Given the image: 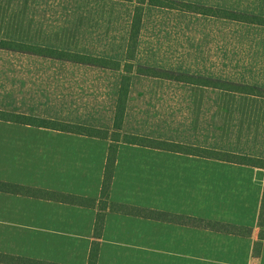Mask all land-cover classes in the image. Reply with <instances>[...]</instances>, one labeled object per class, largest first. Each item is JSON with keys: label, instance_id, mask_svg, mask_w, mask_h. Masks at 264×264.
Returning <instances> with one entry per match:
<instances>
[{"label": "crops", "instance_id": "0c3cea01", "mask_svg": "<svg viewBox=\"0 0 264 264\" xmlns=\"http://www.w3.org/2000/svg\"><path fill=\"white\" fill-rule=\"evenodd\" d=\"M147 6L152 5H145L144 17ZM144 17L135 63L176 68L164 57L159 60L152 56L154 43L149 41L143 47ZM60 63L68 65L60 67ZM121 76L122 70L0 48V109L113 130ZM186 84L134 72L123 131L218 149L205 143L204 94L197 120V90ZM245 121L241 130L236 131L232 124L228 132L229 139L238 148L231 152L257 156L244 149L251 145ZM212 129L210 139L214 144ZM216 139L219 141L218 127ZM110 143V139L0 120V180L100 198ZM194 159L212 160L121 142L110 198L116 202L209 218L176 211L203 202L202 196H198L203 193L202 186H189L186 181L189 174V170H185L186 163ZM96 216V208L0 191V252L63 264H89ZM177 228L238 239L239 243L252 238L253 255V237L109 211L97 264H168L166 259L172 255L171 250L145 246L142 241L172 240V230ZM179 239L187 241L189 235L184 234ZM216 253L222 258L235 254L234 249L199 251L193 255L186 249L179 251L185 258L199 256L197 260L206 264L217 261L209 259ZM263 254L264 246L260 257Z\"/></svg>", "mask_w": 264, "mask_h": 264}, {"label": "rangeland", "instance_id": "374dc122", "mask_svg": "<svg viewBox=\"0 0 264 264\" xmlns=\"http://www.w3.org/2000/svg\"><path fill=\"white\" fill-rule=\"evenodd\" d=\"M183 1L264 16V0ZM134 6V2L123 0H0V37L124 60ZM146 9L143 47L149 41L154 43L152 56L159 60L164 57L176 68L156 67L264 87V26L157 6ZM65 65L68 63H60V67ZM186 85L197 90V120L203 99L205 143L223 151L238 149L228 132L232 124L236 131L241 130L246 120L251 145L244 149L264 157V98ZM185 170H189V186H202L203 193L198 196L203 202L176 211L256 227L264 168H238L225 162L194 159L186 163ZM172 234V240L142 241V245L171 250L168 264H206L197 260L199 256L190 259L191 256L179 255L184 249L190 255L234 249L235 254L224 258L220 253L208 256L217 260L211 264H264V254L252 255V238L239 243L238 239L179 228ZM184 234L189 235V240L179 239Z\"/></svg>", "mask_w": 264, "mask_h": 264}, {"label": "trees", "instance_id": "16d2710c", "mask_svg": "<svg viewBox=\"0 0 264 264\" xmlns=\"http://www.w3.org/2000/svg\"><path fill=\"white\" fill-rule=\"evenodd\" d=\"M124 1L135 2L124 62L119 59L107 56L94 55L84 52H75L56 47H48L44 45L29 43L26 41L0 37V48L2 49L20 51L46 57H53L61 60L94 65L103 68L122 70L113 130L0 109V120L3 121H11L37 127H45L83 136L110 139L111 143L109 145L107 164L104 173L100 198H94L90 196L78 195L55 190H48L43 188H36L30 185L17 184L2 180H0V191L42 198L46 200L59 201L83 207L96 208V225L94 230V240L92 243L89 264H97L100 240L105 225V217L106 213L109 211L124 215L138 216L157 221L169 222L178 225H185L188 227L198 228L212 232H219L243 237H253V256L260 257L264 246V190L261 200L257 227L225 222L211 218L197 217L184 213H176L168 210L148 208L129 203L116 202L111 200L110 193L114 177V169L119 144L121 142L163 151L184 153L226 163H234L243 166L264 168V158L261 157L196 146L186 143L172 142L159 138L125 133L123 131V124L125 119L127 102L129 99L132 75L134 72L156 78L185 82L194 86L213 87L224 91L264 98V87H260L257 85L237 83L223 79H213L210 77L191 74L183 71H175L151 65L136 64L135 60L141 35V29L143 25V17L146 4L161 8L187 11L205 16L253 23L262 26H264V16L240 12L238 10L207 6L183 0ZM0 263L63 264L4 252H0Z\"/></svg>", "mask_w": 264, "mask_h": 264}]
</instances>
